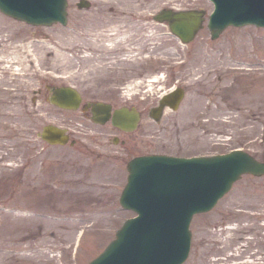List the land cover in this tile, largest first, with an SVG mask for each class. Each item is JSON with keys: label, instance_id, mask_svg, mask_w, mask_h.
<instances>
[{"label": "rangeland", "instance_id": "374dc122", "mask_svg": "<svg viewBox=\"0 0 264 264\" xmlns=\"http://www.w3.org/2000/svg\"><path fill=\"white\" fill-rule=\"evenodd\" d=\"M67 1L66 23L0 10V264L87 263L133 214L119 203L133 155L240 145L264 160V26L228 25L212 38L210 0ZM162 7L202 8L203 26L184 43L153 19ZM82 23L93 27L75 36ZM111 27L116 38L94 49L93 32ZM59 84L82 92L79 108L48 101ZM174 84L185 88L182 101L154 119L150 107ZM104 98L139 109L138 126L95 123L83 105ZM46 123L67 127L75 142L49 144L38 135ZM190 228L182 264L264 258V174L243 173ZM227 231L235 239L220 246Z\"/></svg>", "mask_w": 264, "mask_h": 264}, {"label": "water", "instance_id": "95a60500", "mask_svg": "<svg viewBox=\"0 0 264 264\" xmlns=\"http://www.w3.org/2000/svg\"><path fill=\"white\" fill-rule=\"evenodd\" d=\"M208 26L215 37L228 24L248 22L264 25V0H214ZM66 0H0V9L12 16L32 23L66 21ZM88 5L81 0L79 3ZM203 10L164 8L155 18L167 20L170 30L181 40L189 41L201 26ZM50 101L64 107H77L81 96L71 86L51 88ZM183 88L176 87L163 94L160 105L152 109L158 117L164 104L177 107ZM111 105L95 102L93 118L105 121L110 117ZM139 113L134 108L113 110L111 121L125 129L137 125ZM41 137L51 143H64L65 130L54 124L43 126ZM184 163L195 172L204 196L183 201L180 195L181 167ZM128 181L120 200L124 206L134 208L138 214L124 221L116 236L87 264H181L190 246L189 221L195 211L209 208L242 172H264V161L257 160L242 150L209 157L147 154L129 160Z\"/></svg>", "mask_w": 264, "mask_h": 264}, {"label": "bare ground", "instance_id": "6f19581e", "mask_svg": "<svg viewBox=\"0 0 264 264\" xmlns=\"http://www.w3.org/2000/svg\"><path fill=\"white\" fill-rule=\"evenodd\" d=\"M99 1V0H98ZM100 1H105V0H100ZM96 19H99V18H96ZM102 20V19H101ZM95 23H96V25L99 27L101 24H99V22L98 21H95ZM93 27V26H92ZM92 27H91V25L90 24H88V25H86L85 26V23H82V25H81V27H80V30H73L74 32V35L76 36L77 34H85L86 32H87V30L88 29H92ZM115 28H109L108 29V31H102L101 29L99 30V28H97L94 32L93 31H91L90 33H92L93 32V41H94V44L92 43V47L94 48V49H97V48H99L100 46H102V44L103 43H101V39L102 38H104V37H106V39H109V40H111V39H114V38H116V36H115V34H116V31L114 30ZM54 33H50V34H48V38L49 39H52L53 37H54ZM101 36V37H100ZM104 36V37H103ZM117 38H119V39H122V38H124V37H118L117 36ZM96 40L98 41V42H96ZM55 49H57V48H55ZM48 51H50V50H48ZM55 52H59L60 54V56H62L63 58H66V56H65V54L64 53H62V52H60L59 51V49H57ZM150 79H152V78H150ZM2 134H6L4 131H1L0 132V135L1 136H4V135H2ZM227 228H228V226H227ZM225 229H226V227H221V228H219V230H218V232H224L225 231ZM228 230H229V228H228ZM233 239H235V237L234 236H232V235H230L229 236V233H228V231H227V234L226 235H224L222 238H221V242H222V244L220 245V246H225L226 244H230V242L233 240ZM245 246L247 245V243L246 244H244ZM263 256H261V258H262ZM261 258H257V259H261Z\"/></svg>", "mask_w": 264, "mask_h": 264}, {"label": "flooded vegetation", "instance_id": "af4514ba", "mask_svg": "<svg viewBox=\"0 0 264 264\" xmlns=\"http://www.w3.org/2000/svg\"><path fill=\"white\" fill-rule=\"evenodd\" d=\"M12 65H13L14 67H17V66H15L14 64H11V66H12ZM116 94H117V93H116ZM113 95H114V94H111L110 96L112 97ZM117 95H118V94H117ZM104 99H105V98H104ZM111 101H112V99H111ZM112 104L115 105L113 102H112ZM8 177L11 178L12 176L9 175ZM10 178H8L9 181H10ZM5 179H6V177L4 178V180H5ZM11 180H12V178H11ZM10 184H11V183H10ZM10 184H9V185H10ZM5 187H6L5 185H4V187H1V185H0V190L3 189V188L5 189Z\"/></svg>", "mask_w": 264, "mask_h": 264}]
</instances>
